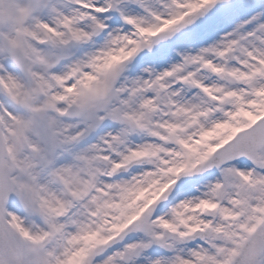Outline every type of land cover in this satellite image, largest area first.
Segmentation results:
<instances>
[{"label": "snow or ice", "instance_id": "6c2138e0", "mask_svg": "<svg viewBox=\"0 0 264 264\" xmlns=\"http://www.w3.org/2000/svg\"><path fill=\"white\" fill-rule=\"evenodd\" d=\"M0 264H264V0H0Z\"/></svg>", "mask_w": 264, "mask_h": 264}]
</instances>
